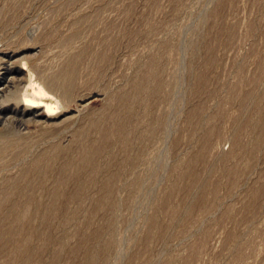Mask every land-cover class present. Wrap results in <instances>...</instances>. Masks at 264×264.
Instances as JSON below:
<instances>
[{"label":"rangeland","instance_id":"rangeland-1","mask_svg":"<svg viewBox=\"0 0 264 264\" xmlns=\"http://www.w3.org/2000/svg\"><path fill=\"white\" fill-rule=\"evenodd\" d=\"M0 208V264H264V0H0Z\"/></svg>","mask_w":264,"mask_h":264},{"label":"bare ground","instance_id":"bare-ground-1","mask_svg":"<svg viewBox=\"0 0 264 264\" xmlns=\"http://www.w3.org/2000/svg\"><path fill=\"white\" fill-rule=\"evenodd\" d=\"M71 70H72V68L71 67H68V68H66V70L64 71L65 73L64 74H66L67 76L69 75V73L71 72ZM73 75H74V73H73ZM68 87H67V89L68 88H70V85H67ZM36 87L39 89L40 88V84L39 85H36ZM62 87V86H61ZM58 88V87H57ZM59 89V88H58ZM61 90H62V88H61ZM66 90V89H65ZM70 91V90H69ZM25 102H26V104H29V106H32L33 108H42L43 110V112L46 114V115H48V116H53V115H55V113H56V110L58 109V105H56V104H47V103H45V102H43V101H37V100H33V99H26L25 100ZM106 140V139H105ZM103 142V141H102ZM207 144V143H206ZM206 148V147H205ZM93 152H94V150H93ZM98 154V153H97ZM92 163H93V161H92ZM37 173V172H36ZM39 174V173H38ZM114 177H115V175H111V177H109L108 179H107V181H106V184H107V188H108V192H107V195H106V197H105V199H107V200H111V193H112V185H114L113 183H112V181L113 180H115L114 179ZM28 178V177H27ZM86 185V184H85ZM17 187V186H16ZM12 189V188H11ZM15 189H17V188H15ZM22 190V189H21ZM26 190H28V189H26ZM13 191V190H12ZM17 191V190H16ZM25 191V190H24ZM8 193V192H7ZM26 193V192H25ZM33 193V192H32ZM4 194H6V193H4ZM11 195V194H10ZM9 195V196H10ZM13 195H14V193H13ZM20 196V195H19ZM11 198V197H10ZM2 199V198H1ZM6 199V198H5ZM105 199H103V200H105ZM6 201H8V198H7V200ZM13 201V200H12ZM22 201V200H21ZM31 200H29V202H30ZM36 201V200H35ZM10 202V201H9ZM2 204V203H1ZM3 205V204H2ZM19 205V204H18ZM106 205V204H105ZM1 209V208H0ZM25 216H26V213L24 214ZM20 217H22V215H20ZM20 219V218H19ZM24 221V220H23ZM22 224H23V222H22ZM14 225V224H13ZM18 226V225H17ZM13 227V226H12ZM12 229V228H11ZM18 229H19V227H18ZM17 229V230H18ZM11 231V230H10ZM9 231V232H10ZM3 232V231H2ZM1 232V233H2ZM15 232V231H14ZM33 232V231H32ZM10 233H12V232H10ZM17 233V232H16ZM43 233V232H42ZM35 234V233H34ZM97 234H99V233H97ZM1 235V234H0ZM13 235H15L14 233H13ZM14 237V236H13ZM12 238V237H11ZM1 239V238H0ZM14 239V238H13ZM0 244H1V242H0ZM13 247H14V245H13ZM25 247V246H24ZM22 248V247H21ZM23 249V248H22ZM30 251V250H29ZM28 250H27V252H29ZM22 252V251H21ZM22 254V253H21ZM26 256V255H25ZM31 256V255H30ZM32 257V256H31ZM12 263H14V262H12ZM7 264V263H6Z\"/></svg>","mask_w":264,"mask_h":264}]
</instances>
